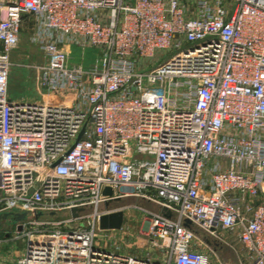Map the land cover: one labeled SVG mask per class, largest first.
Here are the masks:
<instances>
[{
    "label": "built area",
    "instance_id": "1",
    "mask_svg": "<svg viewBox=\"0 0 264 264\" xmlns=\"http://www.w3.org/2000/svg\"><path fill=\"white\" fill-rule=\"evenodd\" d=\"M25 19L44 102L9 98ZM72 45L98 50L89 70L68 65ZM130 207L147 247L125 223L99 229ZM64 212L75 228L33 227ZM1 213L25 219L0 264H211L199 233L264 264V0H0Z\"/></svg>",
    "mask_w": 264,
    "mask_h": 264
},
{
    "label": "rangeland",
    "instance_id": "2",
    "mask_svg": "<svg viewBox=\"0 0 264 264\" xmlns=\"http://www.w3.org/2000/svg\"><path fill=\"white\" fill-rule=\"evenodd\" d=\"M27 25L25 26L22 32L20 42L18 47L11 53V72L9 78V98L12 101L24 102H44L45 100H50L49 96L46 93L40 92L37 85L36 76H34L33 71L29 68L33 64H43L46 60L42 53L39 51V47L30 40L32 21L25 19ZM26 25V24H25ZM70 55L68 60V65L71 66H82L84 70H89L92 65L95 63L98 58V50L96 48L87 47L81 48L79 46L72 45L69 49ZM171 53H167L163 58H167ZM72 99L71 96L66 98L53 99L54 103L60 101ZM127 206H139L143 209L156 210L157 208L149 203L140 201L137 199H126L121 202L112 204V208L120 209ZM6 213H1L4 215ZM69 216L68 212L64 213H48L41 216L36 220L37 225L33 226L37 231H51L53 229H68L75 228L77 224L69 225H59V223ZM124 223L130 227L131 233V245L134 249L140 247H147L144 240L145 237L141 234L143 233L145 227V217L142 212L133 208H129L124 213ZM18 222H15L12 219H5L2 221V226L0 228V239L5 240L7 235L10 238L14 236L16 231V225ZM123 223V224H124ZM29 229V228H28ZM195 232H198L197 228L193 229ZM103 231H98L96 238L98 246H104L107 244ZM101 233L103 235H101ZM200 239L204 243L205 252L209 253L211 264H245L243 259V252L241 246L237 243L232 244V248L222 246L217 243L214 239H210L203 234H198ZM24 238V236H23ZM23 238H20L16 241L5 242L2 248L3 254L8 253L12 259H15L24 253V242ZM124 239V238H123ZM126 240V239H125Z\"/></svg>",
    "mask_w": 264,
    "mask_h": 264
},
{
    "label": "water",
    "instance_id": "3",
    "mask_svg": "<svg viewBox=\"0 0 264 264\" xmlns=\"http://www.w3.org/2000/svg\"><path fill=\"white\" fill-rule=\"evenodd\" d=\"M111 195V189L106 188L103 191V196L109 197ZM118 202V199L109 200L104 203V207L107 209L112 202ZM82 211L81 209H72L70 210V216L75 219L78 217V212ZM38 214L37 216H39ZM168 217L169 215L166 214ZM5 219H12L15 222H21L23 219H25V214L17 215V214H4L0 216V228L2 226V221ZM124 223V213L123 211L119 210L113 213L105 214L100 217L99 220V229L100 230H119L121 229L122 225ZM185 226L189 227L190 222L186 221ZM18 230H21L19 227Z\"/></svg>",
    "mask_w": 264,
    "mask_h": 264
},
{
    "label": "crops",
    "instance_id": "4",
    "mask_svg": "<svg viewBox=\"0 0 264 264\" xmlns=\"http://www.w3.org/2000/svg\"><path fill=\"white\" fill-rule=\"evenodd\" d=\"M25 24L27 25V22H25ZM8 92H9V90H8Z\"/></svg>",
    "mask_w": 264,
    "mask_h": 264
}]
</instances>
